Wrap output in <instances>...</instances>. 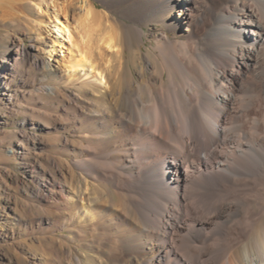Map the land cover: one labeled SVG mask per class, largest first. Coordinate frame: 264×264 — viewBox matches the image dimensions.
I'll return each instance as SVG.
<instances>
[{"label":"bare ground","instance_id":"obj_1","mask_svg":"<svg viewBox=\"0 0 264 264\" xmlns=\"http://www.w3.org/2000/svg\"><path fill=\"white\" fill-rule=\"evenodd\" d=\"M101 3L132 24L88 0L32 3L50 76L97 88L76 90L69 188L51 191L54 225L93 253L75 247L69 264H264V0ZM154 23L174 37L132 52L136 76L125 41Z\"/></svg>","mask_w":264,"mask_h":264},{"label":"rangeland","instance_id":"obj_2","mask_svg":"<svg viewBox=\"0 0 264 264\" xmlns=\"http://www.w3.org/2000/svg\"><path fill=\"white\" fill-rule=\"evenodd\" d=\"M35 1L7 0L0 5V264H34L35 256L43 259L39 264H59L60 255L69 264L75 247L79 249L76 252L93 254L89 244L71 242L72 231H63L59 225H54L53 221L58 220L63 211L51 191H54V180L65 182L69 188V170L76 150L73 141H79L75 137L72 116L80 112L82 106L75 96L76 90L81 91L84 86L93 90L96 85H69L50 76L48 56L40 43L39 47L35 46L39 34L33 19L38 12L32 4ZM88 1L96 7V12H108L123 29L132 24L121 16L122 10L106 9L101 0ZM83 6L82 1L76 4L85 14V10H81ZM181 10L175 9V21L184 19L185 13ZM23 12L27 14V18H23L26 22L18 20ZM187 29L186 24L180 25L175 36L180 37ZM145 31L148 36L144 43L137 31L125 41V57L135 75L137 58L132 52L140 44L144 58L145 53L150 56L153 48L159 46L162 35L167 33L174 37L163 24H150ZM129 76L125 74L126 81ZM48 86H58V92H49ZM89 125L85 123L88 130L83 128L82 131L96 130ZM89 143L85 141L82 148ZM16 217L22 222L11 229V220Z\"/></svg>","mask_w":264,"mask_h":264}]
</instances>
